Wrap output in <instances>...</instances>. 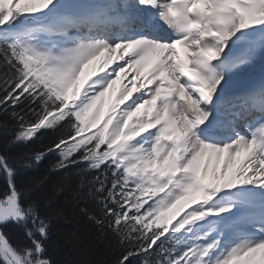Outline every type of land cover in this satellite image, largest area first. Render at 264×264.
Masks as SVG:
<instances>
[{
  "label": "snow or ice",
  "instance_id": "obj_1",
  "mask_svg": "<svg viewBox=\"0 0 264 264\" xmlns=\"http://www.w3.org/2000/svg\"><path fill=\"white\" fill-rule=\"evenodd\" d=\"M257 64L264 0H0L8 147L58 136L0 154V264H61L49 242L65 210L31 198L47 177L16 182L50 153L64 173L53 191L79 170L72 198L124 247L119 264H264V79L246 84Z\"/></svg>",
  "mask_w": 264,
  "mask_h": 264
},
{
  "label": "trees",
  "instance_id": "obj_2",
  "mask_svg": "<svg viewBox=\"0 0 264 264\" xmlns=\"http://www.w3.org/2000/svg\"><path fill=\"white\" fill-rule=\"evenodd\" d=\"M0 95L3 94L0 93ZM17 111L23 114L27 111V105L22 106ZM0 125H7L8 129L13 131L16 129V122L8 115L0 114ZM57 139L58 136L45 134L39 141L28 147L10 148L7 144L5 129L0 127V154L15 157L22 152L46 150ZM58 158L56 154H48L37 168L20 173L16 181L17 186H21L28 180L39 181L47 177V181L31 194V198L40 202L42 213L48 212L51 215L62 207L65 210L62 217L53 219L52 239L49 242L50 248L53 249V258L60 261L61 264L64 261H69L70 264H119V259L125 250L124 247L111 235L101 241L96 226L90 224L79 213L77 202L72 198L80 178L76 175L79 170L75 167L64 170L73 174L70 186H66L61 195H56L53 191L55 185L64 175V173L50 172L51 165ZM85 175L88 178L91 176L90 173ZM6 188V179L3 174H0V193H3ZM89 208L98 213L94 205H89ZM3 230L13 240V243H16L23 233L22 229L12 224L5 226ZM132 259L133 264H140L139 258Z\"/></svg>",
  "mask_w": 264,
  "mask_h": 264
},
{
  "label": "bare ground",
  "instance_id": "obj_3",
  "mask_svg": "<svg viewBox=\"0 0 264 264\" xmlns=\"http://www.w3.org/2000/svg\"><path fill=\"white\" fill-rule=\"evenodd\" d=\"M260 69H261V67H260ZM259 69V70H260ZM262 71L264 72V66L262 67ZM256 72H253V75L255 74ZM262 74V73H261Z\"/></svg>",
  "mask_w": 264,
  "mask_h": 264
}]
</instances>
